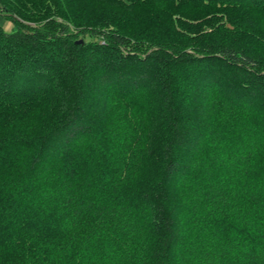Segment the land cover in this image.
Here are the masks:
<instances>
[{
    "label": "trees",
    "instance_id": "1",
    "mask_svg": "<svg viewBox=\"0 0 264 264\" xmlns=\"http://www.w3.org/2000/svg\"><path fill=\"white\" fill-rule=\"evenodd\" d=\"M0 20V264H264V0Z\"/></svg>",
    "mask_w": 264,
    "mask_h": 264
},
{
    "label": "rangeland",
    "instance_id": "2",
    "mask_svg": "<svg viewBox=\"0 0 264 264\" xmlns=\"http://www.w3.org/2000/svg\"><path fill=\"white\" fill-rule=\"evenodd\" d=\"M102 12H104V10H95L94 11V13H91L90 14V16L91 17H97V16H101V15H99L98 13H102ZM225 15H219V16H223V17H220L221 18V20H222V22L223 21H227V22H229L230 21V19H232L233 21H230V23H229V25L228 26H231L232 25V23L231 22H234L235 24H237L238 25V28L241 30V31H244L243 29H246V30H253V24H254V20L252 19V18H245V17H239V15L238 14H236V13H231L230 12V14H227V13H224ZM219 18V17H218ZM230 18V19H229ZM113 22H114V20H113ZM0 24H4V21H1L0 20ZM159 25V24H158ZM140 27L138 28V32H142L143 34H145V35H143V38H146L147 39V37H149L150 36V34H149V32H153V34L155 33H157L158 32V29H162L160 26H156L155 28H157V29H155V28H151V27H149V26H147V25H139ZM12 28H13V26H12V24L11 23H5L4 24V29L7 31V32H10L11 30H12ZM110 29H113L114 28V26H110L109 27ZM211 31V29H209V27H206V29H205V31H204V33H206V32H210ZM86 40L87 41H89V40H91L89 37H87L86 38Z\"/></svg>",
    "mask_w": 264,
    "mask_h": 264
},
{
    "label": "water",
    "instance_id": "3",
    "mask_svg": "<svg viewBox=\"0 0 264 264\" xmlns=\"http://www.w3.org/2000/svg\"><path fill=\"white\" fill-rule=\"evenodd\" d=\"M83 42L82 40L79 41V43Z\"/></svg>",
    "mask_w": 264,
    "mask_h": 264
}]
</instances>
